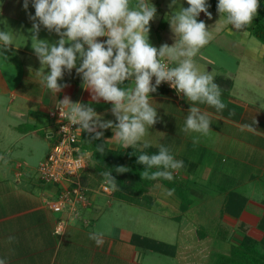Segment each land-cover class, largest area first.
<instances>
[{
  "label": "crops",
  "instance_id": "crops-1",
  "mask_svg": "<svg viewBox=\"0 0 264 264\" xmlns=\"http://www.w3.org/2000/svg\"><path fill=\"white\" fill-rule=\"evenodd\" d=\"M176 2L188 7L187 0ZM151 3L157 16L150 23V43L157 48L165 43L171 46L175 35L169 18L174 12L161 0ZM208 3L211 18L201 13L198 20L205 22L213 38L201 50L197 64L201 72L214 76L226 108L217 112L198 105L209 116L212 131L194 144L192 138L198 134L181 131L192 104L182 95L159 88L151 94L159 120L138 149H144L145 141L157 151L163 144L183 162L171 181H157L148 190L155 214L150 227L143 229L154 230L157 235L153 236L139 230L145 225L140 217L134 219L133 227L102 219L108 210L116 212L109 209L113 197L105 193L93 194L92 203L80 207L77 216L47 206L48 199L57 198L60 187L43 183L38 167L55 140L58 122L50 113L59 109L60 100L67 96L74 103L93 107L103 120L116 121L112 104L94 101L75 69L65 72L59 83L67 87L58 94L40 83L36 72L42 66L31 47L33 25L23 0H0V30L17 33V47L2 50L7 59L0 55V258L7 264H209L215 252L229 255L245 235L264 240L260 227L264 216V43L253 44L249 27L234 29L211 6V0ZM28 12L35 14L31 3ZM240 34L245 40L241 45L236 40ZM39 38L55 43L60 37L42 26ZM98 39L103 42L107 37ZM133 86L131 81L121 85ZM102 131L112 148L122 146L112 138V129ZM81 133L82 141L86 140L85 132ZM202 180L210 187L217 181L225 184L223 189L218 184L211 190L205 184L199 186ZM235 194L246 199L239 215L235 213L239 203L228 202ZM102 195L105 198L98 199ZM132 204L129 212L143 209L139 203ZM206 207H215L214 220L200 214ZM156 212L163 213L165 220L156 222ZM60 220H65L64 227L55 232ZM93 232L104 233L102 246L89 239ZM141 237L142 244L147 237L168 243L170 253L143 246L138 241Z\"/></svg>",
  "mask_w": 264,
  "mask_h": 264
},
{
  "label": "clouds",
  "instance_id": "clouds-1",
  "mask_svg": "<svg viewBox=\"0 0 264 264\" xmlns=\"http://www.w3.org/2000/svg\"><path fill=\"white\" fill-rule=\"evenodd\" d=\"M30 3L35 9L34 15L28 12ZM187 4L189 7L176 9L169 18L175 43L157 48L149 40L150 23L157 16L151 0L134 3L133 0H23V8L33 25L31 47L42 66L36 72L40 83L58 94L67 87L59 83L65 72L71 74L75 69L94 101L102 99L112 104L116 122L103 120L93 107L74 103L67 96L60 100V117L87 132L93 140L103 137L102 130L112 129V138L125 148L135 149L133 154H137L138 146L159 120L151 94L167 83L192 104L181 131L198 134L192 138L194 144L199 143L201 136H208L212 122L198 105H208L217 112L226 108L214 76L208 71L201 72L197 64L201 50L213 38L212 31L198 17L204 13L211 18L212 14L208 0H187ZM175 5L176 0H172L170 7ZM259 7V0H218L217 11L234 29L246 31L259 15ZM42 26L49 33L57 34L59 40L49 43L40 39ZM16 35L9 29L0 30V55L2 50L17 47ZM101 37L107 40L102 42L98 39ZM125 81H131L134 86L122 88ZM142 147L151 145L145 141ZM97 150L103 154L104 145H97ZM137 163L144 165L142 179L151 181H171L173 173L183 167V162L175 159L163 144L157 153L139 152ZM115 171L122 174L129 169L118 166ZM101 175L105 184L117 189L112 170ZM103 235L93 232L89 239L99 247L104 243ZM0 264L7 262L0 258Z\"/></svg>",
  "mask_w": 264,
  "mask_h": 264
},
{
  "label": "trees",
  "instance_id": "trees-1",
  "mask_svg": "<svg viewBox=\"0 0 264 264\" xmlns=\"http://www.w3.org/2000/svg\"><path fill=\"white\" fill-rule=\"evenodd\" d=\"M211 2L213 7L217 8V0H212ZM259 3V15L253 20L249 29L252 35L256 36L262 43H264V0H259ZM82 135L83 133H81V136ZM84 137L87 141L83 140L82 147L85 152H90L89 164L82 173V181L85 186L89 187L91 190L97 189L104 181V177L101 173L112 170V175L115 177L118 184L116 190L112 189V197L129 200L139 204L143 203L142 200H146L148 203L150 198V202H152V197L148 194V190L153 184H155V182H157V180L151 181L142 179L141 173L144 170V165L138 164L137 158L139 152L147 153L149 155L157 153L158 151L155 148L149 147L142 150L138 149V153L133 154L136 150L131 147L125 148L121 146L112 148L105 137H102L99 140H93L87 132L84 133L83 138ZM100 144L104 145L103 154L97 150V145ZM118 166H125L129 171L122 174L117 173L115 169ZM153 171H155V169H153ZM159 180L162 182L165 181L166 183V180L164 179ZM232 199H235L233 202L236 206L239 203L237 211L235 212L236 215H239L241 209L246 203V199L237 194H235V196L231 195L228 202L232 201ZM228 208L230 207L227 206V209ZM260 227L264 230V216L260 223ZM134 238V240L137 241L136 238H138V235H135ZM140 239L138 241L142 244L143 238L141 237ZM144 240L145 241L142 244L143 246H147L159 252L170 253L168 250L170 245L168 243L148 237ZM224 257L229 258V264H236L240 259L241 262H239V264H264V240L257 241L252 237L245 235L240 244L233 247L231 253ZM234 258H236V260H234ZM231 260H233V263H231Z\"/></svg>",
  "mask_w": 264,
  "mask_h": 264
},
{
  "label": "built area",
  "instance_id": "built-area-1",
  "mask_svg": "<svg viewBox=\"0 0 264 264\" xmlns=\"http://www.w3.org/2000/svg\"><path fill=\"white\" fill-rule=\"evenodd\" d=\"M155 83V78H153ZM159 89L166 90L180 96L167 83L161 84ZM65 112H67L65 110ZM58 122L55 140L47 157L38 167L39 179L43 183L55 184L60 187L55 199H48L47 206L56 212L68 210L74 216L79 215L80 207H88L91 197L95 193L112 195V188L103 181L97 189L91 190L82 181V173L89 164L90 155L82 148L81 130L76 125H69L66 119L60 117V109L50 113ZM67 126V127H66ZM65 220H60L55 232H60Z\"/></svg>",
  "mask_w": 264,
  "mask_h": 264
},
{
  "label": "rangeland",
  "instance_id": "rangeland-1",
  "mask_svg": "<svg viewBox=\"0 0 264 264\" xmlns=\"http://www.w3.org/2000/svg\"><path fill=\"white\" fill-rule=\"evenodd\" d=\"M133 1H135V0H133ZM161 1L162 2H165V4L167 5L165 7H168V10L170 11L169 7H170V4L172 3V1L171 0L170 1L169 0H166V1L161 0ZM217 4H218V0H217L216 5ZM182 6H183V4L181 2H178V3L176 2V5L174 7H170V8L174 12L176 9H179ZM211 6H213L212 3H211ZM188 7H189V5H188ZM236 40L239 41V45H241L245 41V40H243V37L241 36V34L237 37ZM251 41H253V44H255V43L262 44V42L256 36H254V35L252 36ZM216 43H217V41H216ZM82 143H83V141H82ZM87 153L90 155V152H87ZM157 181H160V180H157ZM204 181L202 180V182H201L202 184H199V186L200 185L203 186V184H205L204 186H206V188H209L211 190H214L215 189V186L217 188V185L218 184H219V187L218 188L219 189H221V188L223 189L222 186H224V184H225L223 181H217L216 185L214 184V187L213 186L210 187L211 185L209 183H207L208 181L207 180H204ZM163 183H165V181ZM192 184L193 185H197V183H192ZM153 186H155V185H153ZM108 196H111V195H108ZM102 197L105 198V195H102L98 199H100ZM142 201H143V203H141L140 205L143 207V209H140L139 208L140 210H136V211H133V212H129V210H131V206L133 205L131 201L126 200L124 202V201H122L120 199H117V198L113 197V199L111 201V206L109 207V209H112V211L114 210L116 212L112 214L108 210L106 213H103V218L102 219H109V220L112 219V220H114V222L120 223L121 225H124V226H132L133 227L134 224H135V220L134 219H138V217H140V221L144 222L145 225L141 224V227H139V230L142 231V232H144L145 234L148 233V234H152L153 236L154 235H157V233H154L153 232L154 230H151V229L150 230L149 229H143V228H149L150 227V222H153V216H154L155 213H153V201L150 202V198L148 200V203H147L146 200H142ZM149 205H152V206L149 207ZM146 208H148V211L149 212H147L145 210ZM213 209H215V207H209V208L206 207V209H205L206 211L204 210V212H203L201 210L200 214L203 213V215L207 217V220H214L215 212H214ZM166 212H168L169 214H172L173 213L171 211H166V210H164L163 213H166ZM156 214H158V216H159V217H156V222L159 221V220H165L163 217H161L162 214H159L157 212H156ZM192 216H194V213L191 214V217L190 218H192ZM182 217H185L186 218L187 216H185V213H182ZM173 220H177V219L173 218ZM213 256H214V259H213V257H210L209 258V264H229L230 263L229 258L224 257L222 253L220 254L218 252L217 253L215 252L213 254ZM234 260H236V258H234ZM238 261L241 262V259L238 260ZM239 262H237V263L239 264ZM231 263H233V260H231Z\"/></svg>",
  "mask_w": 264,
  "mask_h": 264
}]
</instances>
